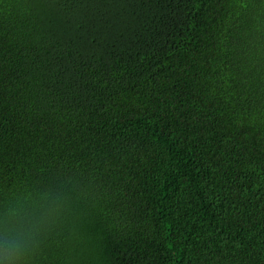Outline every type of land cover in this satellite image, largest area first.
Returning <instances> with one entry per match:
<instances>
[{"label":"trees","instance_id":"16d2710c","mask_svg":"<svg viewBox=\"0 0 264 264\" xmlns=\"http://www.w3.org/2000/svg\"><path fill=\"white\" fill-rule=\"evenodd\" d=\"M0 264H264V0H0Z\"/></svg>","mask_w":264,"mask_h":264}]
</instances>
